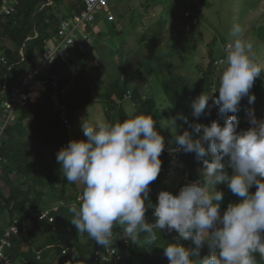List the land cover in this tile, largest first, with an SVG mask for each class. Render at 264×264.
<instances>
[{"label": "trees", "instance_id": "obj_1", "mask_svg": "<svg viewBox=\"0 0 264 264\" xmlns=\"http://www.w3.org/2000/svg\"><path fill=\"white\" fill-rule=\"evenodd\" d=\"M62 3L63 0H20L16 13L0 22V108L8 92L18 85L20 77L35 72L38 58L44 49V41L56 33L59 22L63 19L60 11ZM81 9H83L81 1L76 0L73 10L71 9L72 14L78 13ZM189 23L191 29L197 24H193L192 21ZM118 27L114 25L113 31L117 32ZM162 30L163 27L160 28V32ZM262 31L263 29L260 28L254 33L259 32L258 37L261 38ZM103 34L99 33L97 38L93 34L94 46L91 51L73 53L68 65L57 61L47 72L56 74L60 79L59 87L67 89L61 103L66 107L72 130L73 124L78 122L80 115L92 111L97 105L103 113V121H123L127 118V111L121 104L127 97L136 114L152 115L157 131L165 138V148L159 157L160 172L156 180L149 185V197L145 202V219L151 223L154 222L155 217L152 215L153 209L149 206V202L152 205L156 204L160 191H169L175 195L186 184L203 182V165L194 153L183 151H179L178 154L173 153L178 147L175 135L182 134L183 130L191 132L188 124L180 116L187 117L189 122L195 121L205 125L215 120L222 126L227 115H235L238 120L237 131L246 130L251 126L250 120L245 119L250 117L249 110H252L257 120L264 118V75L261 74L260 78H256L250 89L255 96L253 103L249 104L245 96L241 99L236 113H220L218 106L212 102V98L218 96V91H213L217 88L219 79L218 65L215 64L218 59L214 57L212 50H208L203 57L204 65L196 66L197 75L192 80H188L176 73L171 61L172 43L168 42L163 48L162 61L157 59L156 63L149 64L150 66L147 65L146 68L150 79L153 81L154 75V79H157L163 91L165 99L159 103L161 106H158L150 90L146 92L149 95H145L137 86L129 87L128 83L134 84L139 81L143 73L138 68L129 69L130 62H127V59L121 67V71L125 68L130 70L126 80H123L121 73L117 74L112 65H109L107 80L99 87L94 100L95 92L87 77V63L90 56L94 59L99 54L96 47L98 46L101 49L100 54L106 53V57L112 54L120 43V40L116 39L119 35L117 34L114 36L115 42L113 41L109 47L104 46L101 43L104 39ZM143 36L144 34L138 37L137 43H152V39H143ZM70 66L73 68H69ZM160 68L165 71L162 79L157 76ZM36 79L41 80L43 77L39 74ZM202 93L210 94L208 101L210 109L206 110V114L196 118L192 116L191 105L192 101ZM69 134L57 110V99L51 86H47L45 92L34 103H27L20 108L17 112V120L5 131L0 147L2 159L0 183L7 191L0 187V223L4 221L6 225L0 227V230L13 219L27 220L33 225H38L35 216L47 210L51 222L46 219L41 226H52V229L58 232L56 237H50L51 244L45 243V248H40L39 251L31 248L27 236L13 238V247L10 251V259L13 262L20 263L26 260L27 264H69V262L72 264L77 262L78 264H168V259L163 254V247L167 242H178L186 248L194 247L191 240H177V233L166 229L159 230L157 239L149 244L143 233L137 237H127L119 225H114L111 243L107 247L97 244L87 233H79L71 223L73 214L69 211V207L77 202V197L82 193L83 188L79 190L76 183H69L61 171L51 165L46 154L50 151L56 156L58 150L69 142ZM205 158L211 160V156ZM222 162L226 165L225 171L231 174V168L227 166V158ZM216 187L223 192L220 207V213L223 214L228 203L236 202L241 198L232 194L226 184H219ZM249 191L254 192L255 185ZM54 207H57V211L51 210ZM107 250L115 251L119 258L117 263L112 258L107 261L94 260L97 253L105 255ZM37 253L40 254V260L36 258ZM208 253L207 245L201 248V256ZM254 256L256 264H264V258H261L259 253H254Z\"/></svg>", "mask_w": 264, "mask_h": 264}, {"label": "clouds", "instance_id": "obj_2", "mask_svg": "<svg viewBox=\"0 0 264 264\" xmlns=\"http://www.w3.org/2000/svg\"><path fill=\"white\" fill-rule=\"evenodd\" d=\"M230 36L213 91L218 96L212 98L220 113H236L245 96L253 103L250 89L262 71L253 43L243 38L240 25H233ZM209 99L210 94L202 93L192 101L193 117L206 114ZM249 115L251 126L240 131L235 115H227L222 126L215 120L205 125L180 116L191 132L175 135L176 151L195 154L203 165V182L186 184L175 195L160 191L156 204L149 202L155 217L151 223L145 219V202L149 185L160 172L159 157L165 148V138L152 115L136 114L133 108L123 121L83 120L81 128L87 139L69 140L56 153L66 180L83 186L77 202L69 207L71 223L104 247L111 243L114 225L127 237L143 233L149 244L157 239L159 230H174L177 240H191L194 247L167 242L163 254L168 264H256L254 253L264 258V118L257 120L252 110ZM208 156L211 160L205 158ZM225 158L231 174L225 171ZM219 184H226L241 198L228 203L223 214ZM253 185L255 191L250 192ZM205 245L209 253L201 256ZM36 258L40 260V254Z\"/></svg>", "mask_w": 264, "mask_h": 264}, {"label": "rangeland", "instance_id": "obj_3", "mask_svg": "<svg viewBox=\"0 0 264 264\" xmlns=\"http://www.w3.org/2000/svg\"><path fill=\"white\" fill-rule=\"evenodd\" d=\"M63 1L66 3V0ZM74 1L76 0H67L72 4ZM109 7L115 16L113 22H103L102 15L97 17L93 26L100 29L95 28L97 31L94 35L97 38L99 33H104V39L101 43L109 47L114 41V36L119 34L116 39L120 40V43L116 50L106 57V53L100 54L101 49L98 46L96 47L99 54L94 59L90 56L87 63V77L95 92L94 100H96L99 87L107 80L109 65H112L116 73H121L123 80H126L130 70L125 68L121 71V67L127 59V62H130L129 69L138 68L143 73L142 79L134 84L128 83L130 84L129 87L137 86L138 90H141L145 95H149L147 93L150 90L152 96L156 98L158 106H161L159 103L165 99L163 91L157 79H154V75L153 81L150 79V75L146 73V68H148L147 65L156 63L157 59L162 61L163 48L168 42L172 43L171 54L173 59L171 61L176 73L192 80L197 75L196 66L198 64L204 65L203 57L208 50H212L214 57L218 60L225 57L226 45L232 39L230 32L233 25L236 24L240 25L243 38L253 43L255 58L261 64V74L264 75V42H262V40L264 41V0H109ZM60 8L62 9L63 5ZM187 11L197 18V24L192 29L190 20L185 18ZM114 25L119 26L117 32L113 31ZM161 27L163 30L160 32ZM260 28L263 29L261 38L258 37L259 32L254 33ZM143 34V39H152V43H137L138 37ZM69 68H73V66ZM222 68L223 66L219 63L218 78ZM72 70L70 69V71ZM164 74L165 71L160 68L157 76L162 79ZM33 97L37 98L38 93L34 92ZM121 105L126 111L133 109L128 97ZM245 119L249 121L251 118L246 117ZM83 120L90 123L103 121L101 108L97 105L92 111H87L86 114L82 113L78 122L73 124L69 140L87 139L81 128ZM173 153L178 154V151ZM46 154L51 165L60 170L53 152L48 151ZM177 178L180 179L179 175ZM76 184L79 190L83 188L78 182ZM0 187L7 191L2 183H0ZM5 225L6 222L4 221L0 223V227ZM28 226L27 237L30 239L31 248L38 251L40 248H45V243L51 244L50 237L58 235V232H54L52 226L49 225L35 228V225L28 221ZM42 227L45 233L43 237L48 238L47 236H50L45 243L37 232L43 230Z\"/></svg>", "mask_w": 264, "mask_h": 264}, {"label": "built area", "instance_id": "obj_4", "mask_svg": "<svg viewBox=\"0 0 264 264\" xmlns=\"http://www.w3.org/2000/svg\"><path fill=\"white\" fill-rule=\"evenodd\" d=\"M80 1L83 9L78 13L64 17L59 22L56 33L44 41V49L38 58L35 72L21 76L18 85L8 92L0 108V147L6 129L17 120L18 110L27 103H34L45 92L47 86H51L54 91L61 120L65 128L71 132L72 125L67 118L66 107L61 103L62 98L66 96V89L59 87L60 79L56 74L47 71L57 61L68 65L73 53L88 52L93 49V25L97 17L102 15L107 22L114 20V16L110 12L109 0ZM19 5L20 0H0V22L14 15ZM185 18L190 22L192 21L193 24L197 23V18L188 11L185 13ZM219 61L215 64L219 65ZM39 74L43 79H36ZM34 92L38 93V98L35 100L32 98ZM51 210L57 211V207ZM39 219L51 221L49 211L39 213ZM0 232V264H27L26 260L21 261V263H14L8 255V251L12 250V239L27 234V220L13 219ZM109 258L114 259L115 263L119 259L115 251L107 250L105 255L97 253L94 260L107 261Z\"/></svg>", "mask_w": 264, "mask_h": 264}, {"label": "crops", "instance_id": "obj_5", "mask_svg": "<svg viewBox=\"0 0 264 264\" xmlns=\"http://www.w3.org/2000/svg\"><path fill=\"white\" fill-rule=\"evenodd\" d=\"M71 1V0H70ZM66 3H64V1H63V3H62V5H63V8L61 9L60 8V11H61V13H62V16H63V18L64 17H66V16H69V15H71L72 14V11H71V9L73 10V4L75 3V1H74V3L72 4V3H69V2H67V0L65 1ZM72 5V6H71ZM75 5V4H74ZM110 8V7H109ZM75 9V8H74ZM110 12H111V10H110ZM113 16H114V14L113 13H111ZM103 17V16H102ZM115 17V16H114ZM104 18V17H103ZM107 22L106 21V19L104 18V20H103V22ZM108 23V22H107ZM106 27V26H105ZM96 27H94V31H95V33L94 34H96V29H100V28H96ZM51 209V208H50ZM35 219L38 221V225L37 224H35V228H39L40 226H41V224L44 222V221H46V220H40L39 219V213H37V215L35 216ZM49 223L51 222L50 220L48 221ZM41 229H43V230H38L37 232H38V234L41 236L40 238L42 239V241H44V243L45 242H47L48 241V238L50 237V236H47L48 238H45V237H43V235H45V233H44V228L42 227ZM55 232V231H54Z\"/></svg>", "mask_w": 264, "mask_h": 264}, {"label": "bare ground", "instance_id": "obj_6", "mask_svg": "<svg viewBox=\"0 0 264 264\" xmlns=\"http://www.w3.org/2000/svg\"><path fill=\"white\" fill-rule=\"evenodd\" d=\"M38 98V97H37ZM34 99H36V98H34Z\"/></svg>", "mask_w": 264, "mask_h": 264}]
</instances>
